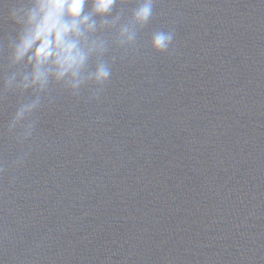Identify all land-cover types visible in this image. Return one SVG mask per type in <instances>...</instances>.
Listing matches in <instances>:
<instances>
[{
  "label": "water",
  "instance_id": "95a60500",
  "mask_svg": "<svg viewBox=\"0 0 264 264\" xmlns=\"http://www.w3.org/2000/svg\"><path fill=\"white\" fill-rule=\"evenodd\" d=\"M28 2L0 0V264H264V0H154L132 45L118 4L76 94L25 87Z\"/></svg>",
  "mask_w": 264,
  "mask_h": 264
},
{
  "label": "clouds",
  "instance_id": "9594fccd",
  "mask_svg": "<svg viewBox=\"0 0 264 264\" xmlns=\"http://www.w3.org/2000/svg\"><path fill=\"white\" fill-rule=\"evenodd\" d=\"M127 0H29L26 4L11 5L10 19L21 25L19 42L15 49L17 63L27 61L30 72L25 87L37 92L47 90L53 81L64 83L73 94L85 83L97 86L106 84L111 77L110 67L98 62L95 71L84 76L93 55L106 51L98 47L95 34L103 28L118 4ZM154 0H140L132 11L129 23L132 28H119L120 45H132L136 30L149 24L153 15ZM115 27V25H113ZM174 34L158 31L152 36V48L167 53L173 44ZM35 104L22 108L17 120L31 113ZM30 135V133H29Z\"/></svg>",
  "mask_w": 264,
  "mask_h": 264
}]
</instances>
